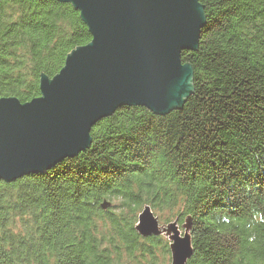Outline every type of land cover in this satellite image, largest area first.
I'll use <instances>...</instances> for the list:
<instances>
[{"label": "trees", "instance_id": "trees-1", "mask_svg": "<svg viewBox=\"0 0 264 264\" xmlns=\"http://www.w3.org/2000/svg\"><path fill=\"white\" fill-rule=\"evenodd\" d=\"M198 1L185 103L121 107L86 151L1 182L0 264H171L170 243L135 230L147 206L163 225L191 218L188 264H264V0ZM91 41L71 4L0 0V99L40 97Z\"/></svg>", "mask_w": 264, "mask_h": 264}, {"label": "water", "instance_id": "water-1", "mask_svg": "<svg viewBox=\"0 0 264 264\" xmlns=\"http://www.w3.org/2000/svg\"><path fill=\"white\" fill-rule=\"evenodd\" d=\"M80 12L92 41L74 50L41 96L28 103L0 99V183L46 172L86 151L91 130L124 106L156 115L181 107L193 92V70L181 54L198 48L206 17L198 0H56ZM103 210L111 207L105 201ZM189 218L162 227L149 206L135 227L166 235L171 264L194 254Z\"/></svg>", "mask_w": 264, "mask_h": 264}, {"label": "rangeland", "instance_id": "rangeland-1", "mask_svg": "<svg viewBox=\"0 0 264 264\" xmlns=\"http://www.w3.org/2000/svg\"><path fill=\"white\" fill-rule=\"evenodd\" d=\"M188 52H192V51H188ZM161 226H162V227H165V226H167V225H165V224H164V225L161 224ZM182 230H183V229H182ZM159 237H163L165 241H167L168 243H170V242H169V239L166 237V235L159 236Z\"/></svg>", "mask_w": 264, "mask_h": 264}]
</instances>
